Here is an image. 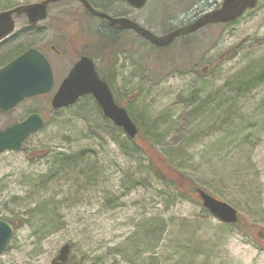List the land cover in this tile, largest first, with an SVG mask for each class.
I'll return each mask as SVG.
<instances>
[{"label": "rangeland", "instance_id": "374dc122", "mask_svg": "<svg viewBox=\"0 0 264 264\" xmlns=\"http://www.w3.org/2000/svg\"><path fill=\"white\" fill-rule=\"evenodd\" d=\"M38 1L0 0V11ZM199 1L209 8L221 0ZM181 7L171 25L182 21ZM158 13L155 6L146 11ZM21 27L13 34L20 44L40 46L42 40L32 36L22 39ZM184 37L162 49L141 47L132 62L119 57L114 90L126 92L131 116L153 140L167 174L178 177L161 153L198 187L236 208L238 224L226 226L203 211L196 193L180 197L144 174L140 185L134 173L139 157L128 158L109 136L92 133L103 126L95 104L87 102L95 112L88 118L79 113L84 100L53 111L54 86L9 113L0 111V128L32 111L46 121L20 150L0 153V219L13 229L0 264H52L66 242L68 264H264V82L244 84L235 94L240 75L264 71V0L230 24ZM191 97L206 104L214 98V112L202 113V107L199 115L188 114ZM59 152L82 156L62 169L54 157ZM41 209L50 212L49 223L36 214ZM155 220L164 231L154 250L140 231Z\"/></svg>", "mask_w": 264, "mask_h": 264}, {"label": "water", "instance_id": "95a60500", "mask_svg": "<svg viewBox=\"0 0 264 264\" xmlns=\"http://www.w3.org/2000/svg\"><path fill=\"white\" fill-rule=\"evenodd\" d=\"M60 0H41L20 4L11 9L0 11V39L14 29L12 15H26L31 23L44 19L49 4ZM92 14L107 18L119 28H132L140 36L155 46H167L176 37L192 33L211 23H227L240 17L245 10L253 8L258 0H222L220 7L209 10L195 20L177 27L164 35H155L146 28L125 18H110L107 14L92 8L86 0H78ZM147 0H128L136 7H142ZM53 88L52 68L47 58L38 50L31 48L0 69V109L9 111L26 98L47 94ZM92 94L105 117L121 127L124 133L134 138L136 124L126 109L119 106L113 98L108 83L97 75L91 59L83 56L70 70L51 98V107L59 109L73 104L80 96ZM44 125L42 116L33 112L23 121L0 129V153L6 150L17 151L22 142ZM201 204L221 222L235 223L237 210L225 201L219 200L207 191L197 188ZM12 236V227L0 219V254ZM71 250V243H64L53 263L64 264Z\"/></svg>", "mask_w": 264, "mask_h": 264}, {"label": "flooded vegetation", "instance_id": "af4514ba", "mask_svg": "<svg viewBox=\"0 0 264 264\" xmlns=\"http://www.w3.org/2000/svg\"><path fill=\"white\" fill-rule=\"evenodd\" d=\"M86 1L92 8L107 14L110 18L128 19L156 35L161 36L171 31H166V26H169L170 19L166 18L165 15L161 17H150L146 14V11L153 6L157 9H164L167 5V0H147L142 7H136L129 3L128 0ZM71 2L76 3L77 8L71 7L69 5ZM199 2V0H182V4H186L184 17L182 18V21L179 22V24L174 25L172 29L190 23L206 11L216 9L221 4L220 2H214L209 8H204V6L201 7L198 5ZM61 4H66V6L60 7ZM51 5H55L56 7L54 12L49 13L48 8ZM49 6L45 18L38 20L35 23L29 22L26 15L23 14L12 16L14 24L13 31L6 37L0 39V69L28 49L34 48L44 54L51 65L53 73V88L56 86L53 92L54 94L77 61L83 56H86L92 60L99 78L105 80L107 83H111V86L108 85L115 102L127 110L126 103L124 102L125 100L119 102L115 97L112 87L117 79V70L115 67L117 68L119 57H122L125 61H134V55L139 50L140 38L142 41L146 42L147 47L154 46L160 49L165 47L151 44L132 28H119L117 25L112 24L109 19L92 14L86 9L83 3L78 0H60L49 4ZM246 12L247 11H245L244 14ZM19 21H21V23ZM216 24L227 25L230 23ZM153 25H157V29L159 30L155 29ZM211 25L212 24H208L197 31L177 38L196 34V32ZM0 26H4L3 22H0ZM19 27H21L22 33L20 36L22 39L25 36L30 39L32 36L35 39L42 40L40 46L32 43V41L29 43L26 42L25 45H21V42L13 35ZM177 38H175L170 44H173ZM108 50H111V52H117V56H111L112 63L109 64L107 62ZM52 95L50 99L52 98ZM84 96H91L95 101L92 94ZM84 96L79 97L77 101ZM97 106L101 112V116L105 117L99 105ZM0 111L1 113H9L12 110L7 112ZM127 113L129 114L128 110Z\"/></svg>", "mask_w": 264, "mask_h": 264}, {"label": "trees", "instance_id": "16d2710c", "mask_svg": "<svg viewBox=\"0 0 264 264\" xmlns=\"http://www.w3.org/2000/svg\"><path fill=\"white\" fill-rule=\"evenodd\" d=\"M170 2V5H169ZM166 7L163 8H159L160 13H158L157 15H155V17H161L163 15L166 16V13H170V17L169 19L174 17V12L178 11V9L180 8L181 4H182V0H167L166 1ZM177 5V6H176ZM183 5V11L186 8V4H182ZM176 9V10H174ZM236 21V20H235ZM172 21L170 20V23ZM169 23V28H166V31L168 30H172V28L174 27V25H171ZM212 25H222V24H212ZM211 25V26H212ZM199 32V31H198ZM191 36V35H189ZM183 38V37H182ZM185 38V37H184ZM196 46V44H194ZM193 45V46H194ZM146 46V42L142 41L141 38L139 39V48L145 47ZM152 49V48H158V47H149L147 49ZM198 48V47H197ZM109 52H107V62L112 63L111 62V56H117V52H111V50H108ZM139 51V50H138ZM148 57L152 60L157 62V60H160L161 63H163V60L161 59L162 57L159 56H154L151 57V54L148 55ZM135 60V57H134ZM111 82V81H110ZM264 82V71L262 73L259 74H251L250 72L247 74V72L243 73L242 75H240L239 80H237L235 82V94L239 96L241 89H243V85L247 84L249 85V87H251L252 85L255 84H261ZM111 86V83H108ZM113 90H114V85H112ZM244 90V89H243ZM115 94L116 99L119 102H124L126 103V92L122 91L120 95H117V93L115 92V90L113 91ZM245 93V92H244ZM193 96V95H192ZM214 98L209 99V102L204 103V102H200L197 100H189L188 105L193 106L191 107V109L188 110V114L191 113V115L197 116L199 115V113L201 112L202 107H205L204 111L205 113L207 112H214V110H212V106L211 103H213ZM84 100L85 104H83V110L79 111L80 114L84 115L85 118H88L89 114H94V110L93 108H91V106H89L90 104L87 102H93L101 116V112L99 111V108L97 106V103L93 100V98L91 96H84L83 98H81L80 100H78L76 103H78L79 101ZM75 103V104H76ZM205 104V105H204ZM74 105V104H73ZM88 105V107H87ZM204 105V106H203ZM69 107V106H68ZM126 108L129 111V116L132 118L131 116V109L130 107L126 104ZM63 109V108H61ZM61 109H57V110H53V111H60ZM196 109V113L193 114L192 110ZM126 110V111H127ZM98 114V115H99ZM93 116V115H92ZM102 119V123L103 126L101 124V127L99 129H93L92 133L93 134H104L106 136H109L110 139L116 143V145L118 146V148L121 150L122 154L127 156L128 158L135 160L136 157H139V161L137 162L139 164V166L136 168V170L134 171V173L139 176L138 177V182L140 185L144 184V178L141 177V175H145V178L150 176L153 178V180L160 182L162 185H169L172 186V188L174 189V191L181 197L184 198H190L192 197V194L195 193V189L198 188V186L192 181L193 179H191L189 176H187L186 174H184L181 171H178L175 166H173L168 159L166 158V156H164L161 152L160 157L163 161V163L168 167H172L175 171V173L178 174V177L173 178L170 177L166 170L161 166L160 163H158L157 159L158 156L156 154V147L155 144L152 142L153 140L150 138L151 142H149L148 140V136H146L145 134H143L140 129L137 127L138 130V134L135 138H130L128 136H125L122 129L117 127L116 125H114L110 120H108L107 118L101 116ZM133 120V118H132ZM134 121V120H133ZM135 122V121H134ZM46 124V122H45ZM96 130V131H95ZM113 134L118 135V138L113 136ZM121 137V138H120ZM143 141L145 142L144 146L142 144H140L138 141ZM82 153H76V154H65L64 152H59L57 153L54 157L58 160V166L62 169L65 168H72L74 165L78 164L79 159H81ZM172 165V166H171ZM169 169V167H168ZM143 175V177H144ZM209 192V191H208ZM201 204V203H200ZM202 206V205H201ZM203 207V206H202ZM203 211L210 213L206 208L203 207ZM39 217L42 218L43 222H48L49 217L51 216L50 212L47 209H41L39 212L36 213ZM239 215H238V220L235 223H224L226 224V226H233L238 224L239 222ZM164 229H163V225L162 223H160L159 220H155L152 221L144 226L143 228H141L140 233L144 232V237H143V241H148V245L146 244V246L152 245L153 244V248L152 249H156L159 246V241L163 240V236H161V234L163 233ZM139 233V232H138ZM136 241V240H134ZM141 239L139 240V246H141V244L143 245V242ZM137 243V241H136ZM138 246V245H137ZM141 248V247H140ZM132 250V249H131ZM154 250L152 253H154ZM135 253V251H134ZM142 255L141 252H136V256L138 258H140Z\"/></svg>", "mask_w": 264, "mask_h": 264}, {"label": "bare ground", "instance_id": "6f19581e", "mask_svg": "<svg viewBox=\"0 0 264 264\" xmlns=\"http://www.w3.org/2000/svg\"><path fill=\"white\" fill-rule=\"evenodd\" d=\"M238 214H239V213H238V211H237V215H238ZM69 254H70V253H69ZM69 254H68V258H67V260L65 261L64 264H68ZM53 259H54V258H53ZM53 259H52V260H53ZM52 260H51V263H52V264H59V263H53Z\"/></svg>", "mask_w": 264, "mask_h": 264}]
</instances>
